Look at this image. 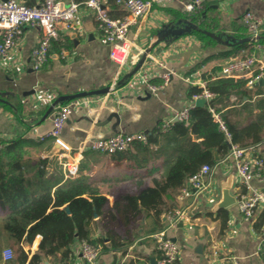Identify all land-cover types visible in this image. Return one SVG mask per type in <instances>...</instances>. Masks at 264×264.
Here are the masks:
<instances>
[{"label":"crops","instance_id":"obj_1","mask_svg":"<svg viewBox=\"0 0 264 264\" xmlns=\"http://www.w3.org/2000/svg\"><path fill=\"white\" fill-rule=\"evenodd\" d=\"M18 1L30 6L42 2ZM63 1L81 4L78 17L82 25L76 31H59L58 39L52 40L48 63L38 71L33 69L32 53L40 31L30 25L23 27V34L9 55L0 57V133L4 141H37L39 147L30 148L29 158L35 163L44 162L45 177L55 184V188L71 179H87L108 198V206L118 222L114 230L121 234L122 240L131 241L116 250L103 249L102 243L93 242L101 247L98 264H111L114 257H117V264H152V259L158 261L161 258V252L150 235L164 226L167 210L159 220L143 217L128 230L122 226L116 210V196L137 191L134 176L160 166L163 158L149 157L148 166L139 169L132 168L130 160L117 163L109 154L93 150L79 154L77 149L83 140L119 132L148 134L164 122L174 123L178 111L194 104L191 90L194 87L203 89L209 78H224L220 72L233 59L253 55L264 66L261 35L259 40L238 43L252 37L243 20L247 12L263 19L261 33L264 32V0H204L202 9L189 19L179 2L156 6L130 27L128 37L133 46L124 70H120L111 59L110 46L102 43L99 23L93 12L82 4L86 0ZM102 1L111 17L125 15L123 6L117 1ZM200 13L202 16H198ZM193 17L196 18L194 22ZM186 21L196 25L198 30H210L213 40H203L192 33L177 36L169 32ZM145 51H150L155 58L154 61L145 60L143 69L149 73L150 82L159 86L154 94L147 91L140 75H131L136 67L132 62L138 64L145 57ZM156 61H163L166 68L157 66ZM169 70L173 75L165 83L161 75ZM115 81L118 84L107 94L105 89L113 87ZM258 87L264 88V85ZM79 93L91 94L56 104H75L59 140H37L39 134L51 128L54 103L61 97ZM234 101L235 96L219 101V112L224 115ZM58 150H62L66 157L60 159ZM250 154L264 160V146ZM68 160H79L78 172L71 178H66L63 167ZM230 175H233L235 196L248 190L249 186L264 189V168L247 186L239 181L234 163L219 165L214 171L211 189L202 196L187 220L168 232L180 248L179 264H212L214 249L224 255H236L242 264H264L261 249L264 211L258 209L250 219L244 218L236 203L212 211L221 197V183ZM150 184L148 178L147 185ZM180 205L177 200L176 207ZM95 219L97 223L92 238L105 237L103 223L97 214ZM41 239L38 235L33 242L26 238L22 241L21 247L27 254L24 264H29L33 255L39 252ZM104 243L109 245V238L105 237ZM81 245L82 241L76 240L68 258L43 256L40 264H85ZM7 249L13 251V257L8 260L4 256ZM17 249L18 245L10 240L9 235L0 231V264H20Z\"/></svg>","mask_w":264,"mask_h":264},{"label":"trees","instance_id":"obj_2","mask_svg":"<svg viewBox=\"0 0 264 264\" xmlns=\"http://www.w3.org/2000/svg\"><path fill=\"white\" fill-rule=\"evenodd\" d=\"M190 33L213 40L203 29L185 34ZM259 41L264 43V32ZM206 87L215 96L204 106L191 108L188 120L174 122L166 130L161 125L147 134L146 142L136 141L133 149L111 155L117 163L130 160V166L139 169L148 166L149 157L163 158L160 166L134 176L137 191L116 196V210L122 226L128 230L140 218L159 220L165 210L176 207L177 194L188 177L204 164L219 163L232 145L248 147L264 143L263 87L251 88L246 79L232 78H209ZM201 91L194 87L190 95ZM232 96L236 101L223 115L231 134L228 139L214 121L210 107L220 111L217 103ZM38 147L37 141L16 139L4 141L0 148V231L18 245L19 263L27 260L22 241L26 238L33 242L38 235L42 237L40 249L29 264H40L43 256L68 258L76 240L102 243L103 249L113 250L129 243L131 240H122L121 234L114 230L118 222L108 206V198L90 181L71 179L55 188L45 177L44 162L35 163L29 158L30 148ZM67 204L69 212L63 209ZM96 214L103 223L109 245L104 243L105 237L92 238Z\"/></svg>","mask_w":264,"mask_h":264},{"label":"built area","instance_id":"obj_3","mask_svg":"<svg viewBox=\"0 0 264 264\" xmlns=\"http://www.w3.org/2000/svg\"><path fill=\"white\" fill-rule=\"evenodd\" d=\"M125 10V15L120 18L111 17L104 8L102 0H86L82 4L85 8L93 12L96 21L99 23L102 43L110 46V57L117 63L120 70H124L128 64L133 43L128 37L130 27L137 24L140 19L146 17L154 7L165 6L173 2H179L183 8L187 19L191 18L203 7L204 0H117ZM81 4L75 1L65 3L63 0H42L36 5H26L18 0H0V57L9 55L17 41L23 34V27L26 25L35 26L39 29L40 35L37 45L32 53V65L35 71L40 70L51 57L52 40L58 39L61 29L76 31L82 25L78 17ZM244 24L249 29L252 37L259 40L263 19H257L251 12L244 15ZM145 60H155L150 51H145ZM144 62L134 73V77L140 75L148 92L156 93L159 86L150 82V76L143 69ZM134 66L137 61L132 62ZM157 66L166 68L163 61H156ZM260 64V65H259ZM264 66L256 56L247 58H236L230 61L220 72V76L232 79H246L250 86H255L263 78ZM172 71L162 73V78L167 83ZM118 83H114L110 93ZM107 93V94H108ZM215 94L206 86L200 93L193 94L194 104L183 108L175 114L177 121H186L189 118V111L195 106L199 99L209 102ZM51 100V99H50ZM75 109L74 103L55 105V112L52 118L51 128L37 136V140L44 141L47 138L59 140L67 121L72 116ZM210 112L219 128L228 139L231 134L221 112L215 107H210ZM171 121L162 124L163 130L168 129ZM147 134L119 132L108 136H99L91 140H83L77 152L82 154L86 150H93L102 154L112 155L117 152L127 151L136 141H147ZM3 137L0 133V148L3 146ZM264 143L255 146L241 147L232 145L230 151L215 165L204 164L196 173L192 174L180 189L177 200L181 205L167 210L164 213V226L150 235L161 252V258L156 264H179L180 248L176 241L169 236V230L177 227L187 220L190 212L199 203L202 196L213 186V174L219 165H229L234 163L239 181L247 186L252 179L261 174L264 168V160L259 156L250 153ZM58 157L65 158L62 150H58ZM79 160L66 161L63 163L66 178H71L78 172ZM236 205L245 219H250L258 209L264 211V189L250 187L245 192L238 193ZM82 258L85 264H98L101 247L88 240L82 241ZM262 251L264 252V223L262 232ZM5 259L13 257L12 249L4 251ZM212 264H242L234 254H221L217 249L213 250Z\"/></svg>","mask_w":264,"mask_h":264},{"label":"water","instance_id":"obj_4","mask_svg":"<svg viewBox=\"0 0 264 264\" xmlns=\"http://www.w3.org/2000/svg\"><path fill=\"white\" fill-rule=\"evenodd\" d=\"M193 30H198L197 26L192 24L191 22H185L183 25L179 26L176 29H173L171 31H169L171 34H175L177 36L185 34V33H189ZM207 34L214 36L213 33L206 31ZM253 37H248L242 40H239L238 43H243V42H247V41H251L253 40ZM145 57L143 59H141V61L136 65L135 69L132 71L131 75H133L136 70H138L141 66V64L144 62ZM264 85V79L262 78L261 80H259L257 82V84L255 86H262ZM111 90V87H108L107 89H105V92H109ZM91 93H79L76 95H72V96H64L61 97L60 99H58L53 106H55L58 103H62L64 101L67 100H71L74 98H78V97H82V96H86L89 95ZM207 103V101L205 99H199L195 102V106H204ZM52 106V108H53ZM114 116H116L118 118V115L116 113L113 114ZM175 122H177V119H175ZM232 187H233V175H230L226 180L222 181L221 183V197L220 199L215 203V205L213 206L212 211L213 212H217L221 209H225L228 208L232 205H234L236 203V196L234 194V192L232 191ZM64 210H66L67 212L70 211L69 209V205H65L63 207ZM152 264H156L157 261L152 259ZM111 264H117V257H114V260Z\"/></svg>","mask_w":264,"mask_h":264},{"label":"rangeland","instance_id":"obj_5","mask_svg":"<svg viewBox=\"0 0 264 264\" xmlns=\"http://www.w3.org/2000/svg\"><path fill=\"white\" fill-rule=\"evenodd\" d=\"M131 149H133V146L131 147ZM157 163V162H156Z\"/></svg>","mask_w":264,"mask_h":264}]
</instances>
